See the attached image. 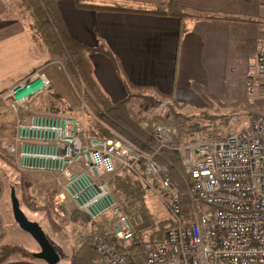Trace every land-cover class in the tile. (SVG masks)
<instances>
[{
    "label": "crops",
    "instance_id": "crops-1",
    "mask_svg": "<svg viewBox=\"0 0 264 264\" xmlns=\"http://www.w3.org/2000/svg\"><path fill=\"white\" fill-rule=\"evenodd\" d=\"M86 1L123 9L93 10L78 7L75 0L57 3L70 36L96 50L89 56L93 76L110 101L126 98L128 87L136 88L132 94L149 88L146 94L172 97L184 109L196 110L215 104L211 98L217 103H235L247 94L248 102L264 98V87L246 88L264 45V0ZM14 6V0H0V95L39 71L32 58L35 44ZM170 6L182 16L170 15ZM162 9L168 13L156 12ZM25 67L31 69L24 75L16 72ZM133 105L157 108L145 99ZM193 136L181 139L194 142ZM7 205L0 184V245L19 244L6 242ZM0 264L44 263L13 257Z\"/></svg>",
    "mask_w": 264,
    "mask_h": 264
},
{
    "label": "built area",
    "instance_id": "built-area-1",
    "mask_svg": "<svg viewBox=\"0 0 264 264\" xmlns=\"http://www.w3.org/2000/svg\"><path fill=\"white\" fill-rule=\"evenodd\" d=\"M258 52L254 74L246 82L250 92L254 90L251 80L264 87V45ZM40 90L38 87L33 93ZM20 97L11 100L12 107L15 102L26 101ZM146 126L143 122L142 127ZM72 128L75 125L65 124L61 129ZM153 129L159 142L157 149L186 154L181 157L186 176L182 191L171 184L165 167L129 142L116 137L90 139L86 152L90 183L96 184L94 179L103 175H113L115 162L136 174L141 163L144 171L139 176L145 185L149 189L158 185L167 192L163 201L171 224L161 240L146 245L145 264H264V115L256 114L245 128L226 132L221 138H215L212 131L201 133L196 141L181 148L172 144L171 131L164 124H154ZM106 185L103 181L98 194L80 205L91 216L99 201L107 199L108 207L116 213L111 233L104 238H91L92 250L100 257L98 264H135L131 256L118 251L119 241L129 240L132 227L120 203L111 199L112 192ZM142 238L147 241V234Z\"/></svg>",
    "mask_w": 264,
    "mask_h": 264
},
{
    "label": "rangeland",
    "instance_id": "rangeland-1",
    "mask_svg": "<svg viewBox=\"0 0 264 264\" xmlns=\"http://www.w3.org/2000/svg\"><path fill=\"white\" fill-rule=\"evenodd\" d=\"M12 10L14 11L15 7H12ZM13 11H11L12 14ZM34 52L32 53V58L36 64L39 63V71L31 72L25 81L14 84L7 92L0 95V183L5 188V196H7L9 204L7 206L10 210L7 214L5 227L6 232H8V241L6 242L22 244L30 252L39 251V246L34 239L16 225L10 208L9 194L11 188L14 189L18 200L22 198V191L19 185L22 184L21 177L24 175L31 183L29 193L31 192V195L36 197V202L39 205H45V208H48L51 218H53L55 225L59 229L51 230L50 222L44 210L33 212L19 202L20 207L27 219L36 221L42 231L45 232L48 241L60 256L57 264H68L71 252L81 244L88 234L87 230L76 229L70 223L69 217H67L70 204L81 209V204L90 200L91 197L99 192L98 187L103 184V181L107 182L106 188L110 190V178L121 170V167H119L121 164L117 162V165L115 162L116 169L113 175H103L98 180L94 179L96 184L90 183L86 152L91 145L90 139L96 138L88 137L87 132H85V135L82 134L81 128L83 130L90 123H96L97 119L85 107L81 84L80 82L76 83L72 79L64 63L58 57H49L46 50L40 45L34 47ZM28 64L31 65L32 62ZM30 69L31 67L19 68L16 72L24 75ZM237 73L238 70L234 75ZM33 83L35 84L32 90L25 95L20 97L14 91L6 99L5 96L14 88L17 87L15 90H21L26 85ZM251 84L255 87L253 80H251ZM38 87H41V90L38 93H33ZM50 92L58 93L61 100L63 98L68 104L76 108L75 113H73L74 116L60 117L61 115L50 113L46 109L48 102L52 101L57 107L61 106L53 97H50L52 96L49 94ZM247 96L249 95H243L242 99L235 101V103H232L234 101L223 102L227 103L226 105L220 102L217 103L211 98L210 101L215 104L211 103L208 106L201 107L199 110L187 107L182 113L197 114L199 112L204 114L209 112L219 116L222 115L224 118L229 119L227 125H221L222 127L219 129L223 133L243 129L252 118V114L264 115V98H259V101L256 102H248ZM18 97L26 101L24 103L15 102L12 107L11 100ZM28 97L30 100H28ZM131 111L134 117L143 114L148 115V113L153 115L161 114L159 117L163 119L162 124L171 131L170 140L172 144L181 148V146L188 143L183 142L184 140L181 139L182 136L179 128H177L176 121L168 115L167 109L133 105ZM69 122L74 123L75 128L63 131L61 128L65 124H69ZM210 129L202 133H208ZM200 134L194 135V139L197 140L201 136ZM112 137L118 138L117 136ZM101 139L103 138L96 140ZM190 151L195 155L192 146H190ZM180 153L181 157H185V153ZM137 174L143 182L144 190H146L144 201L152 214V222L157 226L159 222L167 226L170 213H168L166 203L163 201L167 192L159 189L158 185L154 186L153 189H149L148 185H145L144 179L139 176L141 173ZM78 175H80L79 179L72 182L71 180L78 177ZM86 184L88 185L86 186ZM110 196L112 200L118 202L113 195ZM120 205L125 213L121 203ZM200 205L204 206L203 203H200ZM84 213L86 212L84 211ZM86 214L88 215V213ZM125 215L129 216L127 213ZM115 216L114 210L108 207L107 199H103L95 206L94 212L90 217L103 220L106 225H109L115 219Z\"/></svg>",
    "mask_w": 264,
    "mask_h": 264
},
{
    "label": "trees",
    "instance_id": "trees-1",
    "mask_svg": "<svg viewBox=\"0 0 264 264\" xmlns=\"http://www.w3.org/2000/svg\"><path fill=\"white\" fill-rule=\"evenodd\" d=\"M16 14L19 15L23 26H25L31 40L35 46L40 45L45 50L49 57H58L65 65L67 71L70 73L72 79L81 84L82 96L85 107L97 119V122L90 123L87 128H81L82 134L90 138L107 139L112 136H117L124 142H129L136 149H139L143 154L152 156L154 161L167 169V177H169L171 184L178 191H182L185 186L186 176L181 164V153L167 148H159V142L155 138L154 124L163 123L160 115H153L151 113L137 115L131 114V105L135 99L139 101L145 99L157 108L167 109L168 115L173 117L176 121L177 128H179L180 135L183 138L190 135H197L206 130L212 131L215 138H221L225 135L219 129L221 125L226 126L229 119L222 115L205 112L204 114H186L182 113L185 105L176 104L172 97L146 94L149 88L137 89L135 94L130 93V90L136 89L128 87L126 98L121 101H110L107 95L101 89L99 83L96 82L93 76L92 63L89 59L90 54L96 50L86 45L81 44L73 36H70L63 19L61 12L57 8L58 0H14ZM78 7H85L89 9H103V10H123L122 8L99 5L91 1L75 0ZM171 7V6H170ZM167 9L156 10L159 13L165 12ZM170 15L176 17L182 16L173 12L171 7ZM57 103V105L50 101L46 104V109L56 115L74 116L76 108L72 107L56 92H50ZM210 105L211 103L208 102ZM226 105L225 103H221ZM230 105V104H229ZM257 114V113H256ZM255 115H251L253 118ZM146 122L147 126L142 127V123ZM80 124V122H79ZM157 150V152H156ZM6 160V159H5ZM7 161V160H6ZM137 173L143 175L144 166L141 163L137 165ZM110 181V191L114 198L122 204V207L129 216V221L132 227V233L127 241H119L118 251L126 253L132 257L135 264H145L144 252L148 243L161 240L171 224L169 218L167 226L162 225L161 222L154 225L152 222V214L150 213L146 202L144 201V185L136 173L129 169H121L115 173ZM22 198L19 199L28 210L37 212L45 211V214L50 222L51 230L59 229L55 225L53 218H51L48 208L45 205H39L36 202V197L31 195L30 185L28 179L23 175L21 177ZM1 184V183H0ZM16 188V187H15ZM20 205V204H19ZM49 216V217H48ZM70 223L76 229H85L88 234L82 240L81 244L74 248L68 264H98L99 255L92 250L91 238L93 235L105 237L112 231L111 224L106 225L105 221L93 219L84 213L80 208L70 204L68 215ZM148 234V240L145 241L142 236ZM13 257H23L33 259L32 252L27 250L22 244L0 245V263L9 261Z\"/></svg>",
    "mask_w": 264,
    "mask_h": 264
},
{
    "label": "water",
    "instance_id": "water-1",
    "mask_svg": "<svg viewBox=\"0 0 264 264\" xmlns=\"http://www.w3.org/2000/svg\"><path fill=\"white\" fill-rule=\"evenodd\" d=\"M9 196L13 220H15L17 226L22 231L28 233L39 246V251L33 252V257L42 260L45 264H57L60 260L59 254L55 252L40 225L36 221L27 219L19 205V200L17 196H15L13 188H11Z\"/></svg>",
    "mask_w": 264,
    "mask_h": 264
},
{
    "label": "bare ground",
    "instance_id": "bare-ground-1",
    "mask_svg": "<svg viewBox=\"0 0 264 264\" xmlns=\"http://www.w3.org/2000/svg\"><path fill=\"white\" fill-rule=\"evenodd\" d=\"M34 84L35 83H33V84H29V85H26V87H24L23 89H21V90H17L16 91V94L17 95H21V96H23V95H25L27 92H29L30 90H32V88H33V86H34ZM68 127H74V123H72V122H69V124H66ZM67 140V139H66ZM67 141H69V140H67ZM96 194V193H95ZM98 194V193H97Z\"/></svg>",
    "mask_w": 264,
    "mask_h": 264
},
{
    "label": "flooded vegetation",
    "instance_id": "flooded-vegetation-1",
    "mask_svg": "<svg viewBox=\"0 0 264 264\" xmlns=\"http://www.w3.org/2000/svg\"><path fill=\"white\" fill-rule=\"evenodd\" d=\"M33 254V253H32Z\"/></svg>",
    "mask_w": 264,
    "mask_h": 264
}]
</instances>
